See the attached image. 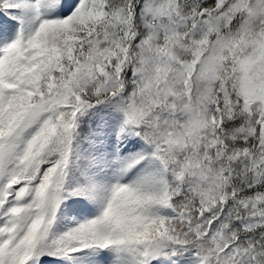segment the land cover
I'll list each match as a JSON object with an SVG mask.
<instances>
[{
	"label": "snow or ice",
	"instance_id": "snow-or-ice-1",
	"mask_svg": "<svg viewBox=\"0 0 264 264\" xmlns=\"http://www.w3.org/2000/svg\"><path fill=\"white\" fill-rule=\"evenodd\" d=\"M0 264H264V0H0Z\"/></svg>",
	"mask_w": 264,
	"mask_h": 264
}]
</instances>
